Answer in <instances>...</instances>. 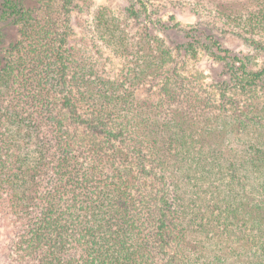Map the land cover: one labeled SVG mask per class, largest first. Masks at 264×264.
Returning a JSON list of instances; mask_svg holds the SVG:
<instances>
[{
  "label": "trees",
  "instance_id": "trees-1",
  "mask_svg": "<svg viewBox=\"0 0 264 264\" xmlns=\"http://www.w3.org/2000/svg\"><path fill=\"white\" fill-rule=\"evenodd\" d=\"M151 1L0 3V264H264V0Z\"/></svg>",
  "mask_w": 264,
  "mask_h": 264
},
{
  "label": "rangeland",
  "instance_id": "rangeland-1",
  "mask_svg": "<svg viewBox=\"0 0 264 264\" xmlns=\"http://www.w3.org/2000/svg\"><path fill=\"white\" fill-rule=\"evenodd\" d=\"M80 2L79 8H77L72 14V21L74 25V33L72 38L77 40L80 38L83 30L91 25L93 12L100 7H109L114 10H119L120 8L127 5V0H82ZM2 0H0V3ZM151 4L155 5L154 9L169 15H173L176 21L180 22L184 26H190L196 22V18L192 13L190 8V0H152ZM152 7V8H153ZM168 39L176 42L178 37L174 35H169ZM264 46V38H260ZM224 47L228 48L235 55L240 57H245L249 61V66L252 68H259L264 65V52L256 51L254 48L248 46L244 42L240 41L238 38L229 36L224 40ZM102 53V59L106 64L108 74L114 76L118 73L121 67V59L114 55L113 53L100 48ZM95 51V50H93ZM195 65V64H194ZM193 65V66H194ZM205 77L206 83H211L212 77L218 74L222 67L220 64L213 63L204 54L200 55L199 61L195 66ZM203 81V80H202ZM139 93V92H138Z\"/></svg>",
  "mask_w": 264,
  "mask_h": 264
}]
</instances>
